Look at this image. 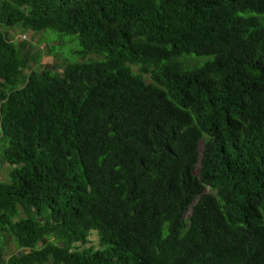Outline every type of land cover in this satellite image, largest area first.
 Here are the masks:
<instances>
[{"label": "trees", "instance_id": "trees-1", "mask_svg": "<svg viewBox=\"0 0 264 264\" xmlns=\"http://www.w3.org/2000/svg\"><path fill=\"white\" fill-rule=\"evenodd\" d=\"M0 135V264H264V0H0Z\"/></svg>", "mask_w": 264, "mask_h": 264}, {"label": "rangeland", "instance_id": "rangeland-1", "mask_svg": "<svg viewBox=\"0 0 264 264\" xmlns=\"http://www.w3.org/2000/svg\"><path fill=\"white\" fill-rule=\"evenodd\" d=\"M7 32L9 34L11 41L17 43L18 45L22 44L23 42L28 43V45L33 44L34 50L32 51V53H37L38 51H42L44 58L41 64L38 66H32V69L43 71V70H48V68L50 67H60L61 68L65 64L63 61L64 57H66L67 60L73 61V62L76 61L77 59L73 54L74 47L68 44V43H71L68 40L69 37H65L67 39L66 40L64 39L62 41L60 39H50L49 38L50 36L46 35L45 33H39V34L34 35L32 32H29V31L25 32L21 28H18V27L9 29L7 30ZM46 33L51 34V36H59L58 34H55L51 31H47ZM58 45H67L64 48V51H65L64 54H66V56H64L63 53L54 52V50H56V47ZM78 49H80V47H78ZM194 57L195 56H192V58ZM91 58L96 59L95 57H91ZM78 61H80V59H78ZM204 63L205 61H203L201 65H203ZM7 173H8L7 168L0 169V181H7V176H8ZM206 192L211 193V190L207 188ZM92 241H93L92 246L99 245L100 239L97 233L93 234ZM1 244L4 245V248H3L4 250L3 251L1 250V251L4 254L5 260H8L12 256L18 255L20 252H22L18 248L17 243L7 235L0 236V248H1Z\"/></svg>", "mask_w": 264, "mask_h": 264}]
</instances>
